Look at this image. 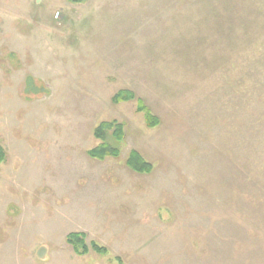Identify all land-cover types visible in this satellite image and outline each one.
Listing matches in <instances>:
<instances>
[{
  "label": "rangeland",
  "instance_id": "obj_1",
  "mask_svg": "<svg viewBox=\"0 0 264 264\" xmlns=\"http://www.w3.org/2000/svg\"><path fill=\"white\" fill-rule=\"evenodd\" d=\"M0 144V264H264V0H0Z\"/></svg>",
  "mask_w": 264,
  "mask_h": 264
},
{
  "label": "trees",
  "instance_id": "obj_2",
  "mask_svg": "<svg viewBox=\"0 0 264 264\" xmlns=\"http://www.w3.org/2000/svg\"><path fill=\"white\" fill-rule=\"evenodd\" d=\"M72 2H82L83 0H70ZM26 85V91L27 94H30V97L28 99H35L38 95H40L42 91V87H40V83L38 81H34L31 77H28V80L25 81ZM30 86L29 89L27 86ZM35 86V88H34ZM133 97L132 92L130 91H121L118 93V95L115 96V99L117 102H121L123 100H129ZM145 106L143 104H140L139 111L143 110ZM150 114H148V120L150 119L155 120V117L152 116V113L150 111H147ZM146 112V113H147ZM156 121V120H155ZM151 125H154L153 123ZM95 136L97 139L100 140V143L97 147L93 148L89 154L98 159H106L107 157H118L120 154V150L117 146L112 145L109 138H112L113 140L121 143L125 136L124 131V124L122 122H119L117 120H109V121H103L101 122L95 129ZM6 152L2 145L0 144V164L3 163L6 160ZM127 165L133 170L140 173H146L150 172L152 170V165L143 159L141 154L133 150L130 153V156L127 160ZM66 241L68 244L72 245L74 250L79 255H84L89 252L90 249L94 250L95 252H98L100 254H106L108 250L106 247L99 245L95 241L87 242L86 241V234L85 233H79V232H73L69 233L66 236Z\"/></svg>",
  "mask_w": 264,
  "mask_h": 264
},
{
  "label": "water",
  "instance_id": "obj_3",
  "mask_svg": "<svg viewBox=\"0 0 264 264\" xmlns=\"http://www.w3.org/2000/svg\"><path fill=\"white\" fill-rule=\"evenodd\" d=\"M45 253H46V251H45V247H42L39 251H38V257H40V258H43V257H45Z\"/></svg>",
  "mask_w": 264,
  "mask_h": 264
}]
</instances>
